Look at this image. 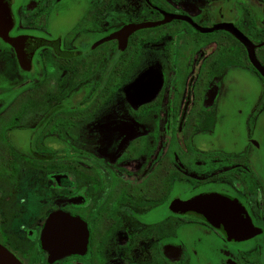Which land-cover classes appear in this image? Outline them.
I'll return each instance as SVG.
<instances>
[{
	"label": "flooded vegetation",
	"instance_id": "af4514ba",
	"mask_svg": "<svg viewBox=\"0 0 264 264\" xmlns=\"http://www.w3.org/2000/svg\"><path fill=\"white\" fill-rule=\"evenodd\" d=\"M0 243L264 264V0H0Z\"/></svg>",
	"mask_w": 264,
	"mask_h": 264
},
{
	"label": "water",
	"instance_id": "95a60500",
	"mask_svg": "<svg viewBox=\"0 0 264 264\" xmlns=\"http://www.w3.org/2000/svg\"><path fill=\"white\" fill-rule=\"evenodd\" d=\"M205 201L206 200H204V201L201 200V202L197 201L195 203V205H197V207H200L203 204V202H205ZM203 206H204V204H203ZM56 221L58 222L59 220H56V217H55V218H53L52 222H50V224H52V223L55 224ZM66 221L67 220L60 219V222H61L60 224H63ZM248 223L249 222L247 221L246 226H247V228H250V227H248ZM0 264H23V263L13 253H11L5 246H3L0 243Z\"/></svg>",
	"mask_w": 264,
	"mask_h": 264
}]
</instances>
